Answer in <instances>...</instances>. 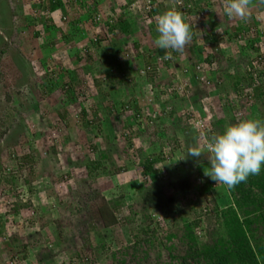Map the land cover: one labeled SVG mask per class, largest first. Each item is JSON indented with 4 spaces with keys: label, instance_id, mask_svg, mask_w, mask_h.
Wrapping results in <instances>:
<instances>
[{
    "label": "rangeland",
    "instance_id": "1",
    "mask_svg": "<svg viewBox=\"0 0 264 264\" xmlns=\"http://www.w3.org/2000/svg\"><path fill=\"white\" fill-rule=\"evenodd\" d=\"M94 1L100 3L102 0ZM110 1L114 4L113 22L120 15L127 20L129 29L123 37L109 33L106 29V21H102L100 26L89 29L87 33L86 45L90 50L85 52L83 49L85 46L82 44L83 46L80 45L76 51H70L68 55H61L58 51H54L49 57L62 68L74 70L75 74L79 75V83L74 85V96L69 97L65 94L57 95V91L48 95L40 87L41 77L54 61L49 65L46 59L41 60L42 54L35 34V30L39 29L40 20L47 23L52 19L54 24L60 28L64 27V30H68L66 26L68 27L69 24H64L65 22L60 18L58 12L48 15L46 11L41 10L36 13L34 10L39 9V6H35L37 3L35 0H0V264H48L47 260L51 261V264H76L75 262L84 256L89 257L93 264L111 263L109 256L111 252L131 244L125 237V233L128 234V232L123 229V225L116 227L112 233L111 250L104 252L99 250L100 238L93 229L96 222V218L92 214V211L95 210V203L88 197L92 194H99L105 200H118L117 198L122 196L124 204L119 211L123 216L127 215L128 206L133 205L135 200L137 201L135 206L141 210L144 204L143 198L146 195L145 189L150 187V183L148 184V181L141 177V170L133 167L131 162L135 165L138 164L135 152L138 148L147 152L150 140L147 136H136L137 132L142 130L141 124L144 122V120L141 122L137 120L132 128V147L128 148L126 138L122 134L124 129L122 125L125 118L133 114L134 110H127L120 117L122 123L118 124L119 127L116 126L117 129L113 134L115 139L111 144L116 146L119 151L128 148V153L133 156H131L132 161L128 160L129 170L113 176L105 175L106 173L102 172L89 174L80 163L86 158L91 161L97 160L96 153L91 149L92 145L101 144L103 149L106 147L102 143L104 134L100 128L106 131L109 124L114 123L113 113L108 114L109 110L112 106L119 110L122 102H131L134 97L137 106L143 109L142 115L145 114L147 107L148 113L151 114L157 110L159 105H163L166 108L164 111L168 112L164 118L169 121L168 114L171 104L178 114L195 113L197 101L199 105L203 104L201 99L206 95H204L205 91H202L203 88L200 84L197 85V88L183 93L184 95L181 94L184 85L187 86L191 82V79L189 80L191 75L190 60L188 59L192 55L193 61L198 62L213 50L203 42V37L198 34L200 29L198 23L201 21L200 13L192 9V12L188 13L192 17L187 19L188 14L184 13L186 10L182 7L185 1H190L194 7L199 6L200 3L196 0L158 1L161 3L164 13L168 10H177L184 15L189 23L194 21L197 33L195 44L188 46L183 53L177 55V66L172 65L170 68H164L161 66L160 60L156 61L154 57L146 58L148 53L158 49L155 44L158 33L150 35L152 31L147 25V32H142L141 25L143 24L141 22L147 17L143 3L129 4L122 9L121 6L125 5V0ZM222 1L215 2L217 7H214H216L217 13L224 12L223 8L219 6ZM92 2L93 0H87L85 9L91 10ZM101 6L102 4L98 5L96 10L102 11ZM210 7L205 11H210ZM258 15L251 16L250 14V19L246 22L237 18L230 20L231 25H242L256 30L255 34L262 33L260 41L264 45V30L262 29L264 21L258 20L256 18ZM158 18H147L146 24L155 23L156 25L153 26L157 29ZM261 22L262 25H260ZM209 28L211 32L216 29V27ZM257 28H260L261 31ZM216 34H220V32ZM255 34L252 38H258ZM96 35L101 38L98 47L92 46L90 43ZM152 35L153 37H151ZM134 44L138 45L137 49L133 48ZM194 45L195 48L202 49L201 57H198L199 54L193 53ZM120 46H122V51L117 55L109 53L111 48ZM223 46H225L223 49L228 50L229 57L221 58L222 62L220 61L219 67L213 65L215 73L208 74L210 78L214 76L213 80L218 88L219 94L217 95L220 99L213 100L211 97L209 99L211 101L208 100V102L210 105L216 102L220 103V105H214L215 109H211V117L213 121L225 118V131L228 126L236 124L232 119L239 110V102L241 103L237 99V105L235 104V107L231 109L230 106L233 104L226 103V97L234 102L235 95L242 94L240 95L243 101L241 107L246 109L245 113L243 110L241 111L245 115V120L252 119L251 114L254 115V118H260V115L254 113L255 110H250L251 98L248 99L246 95L253 97V90L257 86L264 89V74L260 72L262 69L251 65L252 71H248L249 63L253 62L252 59L257 56L258 52L245 49L241 53L239 47H242V44H239L238 41L229 44L226 40ZM171 50L166 51L170 52ZM76 56L81 60L71 63V60ZM243 61L244 63H242ZM147 62L153 63V66L156 67L155 73L141 79L138 72L146 66ZM82 65H87L90 71L87 73L81 68ZM112 69L113 71L115 69L124 71V74L129 78L137 77L135 81L140 86L135 90L131 86L121 87L113 94L111 92L110 96L105 99H100L93 81L94 79L103 80L105 72ZM153 74L155 75L152 77ZM231 76L236 78L231 79ZM64 81L67 82V78ZM168 82H171L172 87L176 90L175 97L172 94L171 97L168 96L169 91L165 88V84ZM235 82L239 84L236 90L232 89ZM130 83L127 81V84ZM156 84L159 85L155 89L153 85ZM102 88L104 89V86ZM160 91L166 92V96ZM225 91L229 92L225 93ZM210 92L212 93L213 90L211 89ZM171 99L175 102L169 103L172 102L168 101ZM222 101L225 102V107L221 104ZM82 102L86 109L85 117L80 114V103ZM206 104L207 102H205ZM62 114L65 115V121L61 118ZM92 119L95 124L88 127L90 125L88 122ZM182 120L189 122L184 118ZM212 120L210 123L213 122ZM207 123L200 124L198 128L205 125L203 130H206ZM211 130L207 129L208 132L204 131L205 133H203L207 140L212 136ZM215 134H218V131ZM26 157L29 158V161L25 160ZM115 161L119 165L122 160L116 159ZM159 167L163 168L165 173L163 179L165 194L170 193L168 189L171 183L177 184L176 182L185 179L186 168L190 175H197L195 166L189 164L184 152L170 158L169 162ZM107 168L109 171L115 170L111 165ZM156 168L158 167L156 166ZM11 177H13V183H6V180ZM135 180H139L138 183L131 186V182ZM146 180L148 179L146 178ZM139 185H143V189H139ZM192 195L188 194L187 196L188 201H191L185 209L188 216L193 215L194 211H200L205 206V203L197 204L195 202L197 199ZM18 203L19 208L15 213L13 210L17 209ZM86 205H90L93 210ZM150 212L155 216V219H152V229L158 234L169 230L170 226L166 223L162 210L159 208L152 210L149 207L148 214ZM213 221V219L209 221V224ZM207 225L208 223L204 224V227ZM197 235L201 236V232H198ZM86 238L89 240L87 245ZM12 240L19 242L13 246ZM23 248L27 250L25 260L22 259L23 253L25 254L21 251ZM39 254H44L45 260H38L36 256ZM150 255V260H155V254L151 253ZM83 264H87V262Z\"/></svg>",
    "mask_w": 264,
    "mask_h": 264
},
{
    "label": "trees",
    "instance_id": "2",
    "mask_svg": "<svg viewBox=\"0 0 264 264\" xmlns=\"http://www.w3.org/2000/svg\"><path fill=\"white\" fill-rule=\"evenodd\" d=\"M35 1L37 2L35 6H39V9L34 10L36 13L41 10L46 11L48 15L58 12L60 13V18L65 22L64 24H69L68 27L66 26L68 30H64V27L62 28L61 26L60 28L54 24L53 21H51L52 19L47 23L44 20H40L41 22L38 24L39 29L35 30V34L37 35L36 38L39 43V50L42 54L41 60L44 61L46 59L49 65L54 61L52 58H49L54 51H58L61 55H68L70 51H76L82 44L85 46L83 47L85 52L90 50L86 45L87 33L89 29L100 26L102 21H106L107 31L109 33H114L118 37H123L129 29L128 23L126 22L127 20L121 15L113 22L114 4L110 0H102L100 3H96L93 0V8L91 10L85 9V2H87V0ZM125 1V5L121 6L122 9L126 8L129 4L133 5L134 2V0ZM150 1L152 7L150 12L147 13V17L141 22L143 24L141 25V30L146 33V25L150 26L149 30L152 31L150 33L151 35L152 33H158L157 29L154 28L155 26H153L156 24H146L148 21L146 19L159 17L164 11L162 10L161 3L158 2L159 0ZM202 2L204 1L202 0L201 3L199 2V6L196 5L194 7L193 3L185 1L182 7L186 10V14L191 13L192 9L200 13L201 21L198 23L200 26L198 34L203 37V42L207 43L210 49L213 50L210 54L205 55L202 60L199 59L198 62L193 61L192 55L188 59L190 60V73H192L189 78L191 82L187 86L184 85L181 94L189 92L193 88H197L198 84L202 86V91H205L204 95L206 96L210 94L211 89L213 90L212 94H219L215 80H213L214 76L210 78L208 74L212 75L215 73L213 65L219 67L220 61L222 62L221 58L229 57L228 50H225L226 48L223 49L226 40L229 44L237 41L239 44H242V47H239L241 53L245 49L247 51L258 52L257 56L252 59L253 61L256 60L258 56L264 59V45L260 41L262 33L255 34L256 30L242 25H231L230 17L225 15L224 12H216V1L212 3L208 1V3L206 2L205 4ZM100 4H102L101 7L103 10L97 11L96 9ZM209 6H211L210 11H205L209 10ZM22 8L21 12L23 11ZM24 12H26L25 9ZM262 12H264V5H259L258 0H254V6L250 10L251 16H254V14L260 15ZM190 17H192V15L188 14L186 18L189 19ZM187 19L186 22H188ZM190 24L193 27L192 31L194 33L191 44L193 45L195 44L194 40L197 39V33L194 28V21H191ZM260 25H262V22ZM209 27H212V29L216 27V29H213L211 32ZM207 29L210 32H208ZM262 29L264 30V28ZM218 32H220V34H216ZM253 34L258 38H252ZM151 37H153V35ZM100 42L101 38H98L96 35L94 40L90 43L92 46L98 47ZM217 47L219 48L217 49ZM133 48L137 49L138 45L134 44ZM121 51L122 46L111 48L109 53H111V55H117ZM192 51L193 53L199 54L198 57H201L200 54L202 49L195 48L194 45ZM166 52V50H160L158 48L148 53L146 58L154 57V60H160V64L164 68H170L172 65L176 67L178 64L177 55L180 52L174 50L168 52L171 55V59L165 57ZM79 60L81 59L76 56L71 60V63H75ZM242 63H244V61ZM202 64H207L210 68V71H204L201 74L209 81L210 84L208 86L201 84L196 79L199 75L196 67ZM27 65L29 64L27 63ZM154 65H157V63H154ZM250 65L252 66V62L249 63V68ZM81 68L87 73L90 71L87 65H82ZM155 68L153 63L147 62L146 66L141 68V71L138 72L141 79L146 78V76L148 77V75L153 72L155 73ZM143 71H145L144 75H142ZM154 75L155 74H153L152 77ZM233 77L235 76H231V79H233ZM41 78L42 83L40 87H42L48 95L57 91V95L61 96L65 94L66 96L73 97L74 85L79 83V75H76L74 70L66 67L62 68L55 61L50 67L48 66ZM66 78L67 82L64 81ZM141 79L139 78L138 80L140 81ZM135 80H137V77L134 79L129 78L124 74V71L121 72L120 69H115L113 71L112 69L105 72L103 80L94 79L93 84L97 89L99 98L105 99L110 96L111 92L113 94V92L121 87L125 88L131 86V88L135 90L136 87L138 88L140 86ZM127 81L131 83L127 84ZM158 85L159 84L153 85V87L156 89ZM165 85L166 90L168 89L169 91L168 96L170 95L171 97L172 94V96L174 95L175 97L176 90L173 89V84L168 82ZM238 85L239 84L235 82L232 89L236 90L239 87ZM103 86L104 89L102 88ZM160 92L166 96V92ZM252 94L253 97L246 95L248 99L251 98L250 101L252 103L250 110H255L254 113L258 116L260 115L259 120L264 121V89L257 86L254 88ZM172 99L168 100L172 101L169 103L175 102L173 101L174 99ZM239 101H241V105H243V101L241 99ZM131 102H122L119 107L120 112L114 106L111 107L108 114L111 115V113H113L112 117L114 123L112 124L110 122L111 124H109L106 131H103L99 124H97L100 131L104 134L102 143L106 147L103 149L101 144L92 145L91 149L96 153L97 160L91 161L86 158L85 161L83 160L80 163L89 174L102 172L106 173L105 175L113 176L128 171L130 167L127 165L129 164L128 160L132 161V154L130 156L127 151L129 147H132V128L135 126L137 120H144V123L141 124L142 130L137 132L136 136H147L150 140L149 149L145 152L142 148H138L135 152L138 164L135 165L131 162L133 167L141 170V177H143L145 181H148V184L150 183V187L145 189L146 195L145 198H143L144 204L141 210H138L135 206L137 203L135 200L133 205L128 206L127 215L123 216L122 212L119 211L124 204L122 196L117 198L118 200H105V198L99 194H92L88 198L95 203V210H93L90 205H86L88 208L91 207L93 210V217L95 216L96 218L93 229L97 235H99V250L102 252L111 250L112 233L116 227L123 225V229L128 232V234L125 233V237L131 244L111 252L109 254L111 263L109 264H264V166H262L258 175L249 176L245 182L236 185L232 189H228L226 185H217V182L205 175V170H210V161L206 158L209 155L207 151L205 150V153L200 157H193L188 154L191 147L197 146L196 142L202 135L197 129L191 130V127H193L192 121L197 119L195 113L178 114L171 104V109L168 114L170 120L166 121L164 117H166L165 114L168 112L164 111L166 108L163 105H159L157 110L151 114L148 113L149 109L147 107L144 112L145 114L142 115L143 109L137 106L134 97ZM205 102H207L206 105ZM233 107H235V104L230 106L231 109ZM215 108L216 107L213 108L209 104L207 99L204 100L201 105H199L197 101L196 113L200 115L199 118L204 123L211 122L213 118H209V115L212 116L211 111ZM129 109L134 110V113L126 117L122 125L124 128L122 134L126 138L128 148L119 151L111 142L115 139L113 138V134L117 129L116 126L122 123L120 117ZM206 110L208 112H206ZM80 114L82 117L87 115L83 102L80 103ZM61 118L64 120L65 115L62 114ZM182 118L189 122L182 120ZM232 120L236 123L234 118ZM88 123L90 125H88ZM88 123H86L88 127L92 126L94 123L93 119ZM224 125L225 118L214 120L211 123L212 130L210 134L213 135L217 131L218 134H222L224 132ZM182 151L189 164L195 166L197 175H190L188 168H186L187 175L185 179L176 182L177 184H174V182L171 183L168 189L170 193L165 194L163 189L165 173L164 169L159 166L169 162L170 158L177 156L179 153H183ZM114 156H116L115 159ZM116 159L122 160L119 165L115 161ZM25 160L29 161V158L26 157ZM126 160L128 162H125ZM110 165L113 166L115 170L112 169L109 171L107 167ZM156 166L158 168H156ZM146 178L148 180H146ZM138 181L139 180H135L131 182V186H135ZM6 183H13V177L8 178ZM142 186L143 185H139V189H143ZM188 194H193V198L195 197L197 199L195 201L197 204L205 203L204 208H201L200 211H194L193 215L190 216H188L185 211L191 203V201L187 199ZM149 207L152 210H157L158 208L162 210V215L166 223L170 226L169 230L162 234H158L151 228L152 219H155V216L152 212L148 214ZM18 208L19 203L17 204V209L13 211L16 213ZM212 219L214 220L213 223L209 224V221ZM206 223H208V225L204 227ZM198 232H201V236L197 235ZM13 240L12 245L15 246L14 244H17L19 241L17 240V242H15ZM85 242L86 245L89 244L87 238ZM24 249L25 248L21 250L25 252L22 256L23 260L27 257V250ZM151 253L155 254V260H150ZM76 256L78 255L76 254ZM36 257L40 261L45 260L44 254H39ZM47 262L51 264V261L47 260ZM84 262L93 264L91 259L85 256L78 259L75 263L83 264Z\"/></svg>",
    "mask_w": 264,
    "mask_h": 264
},
{
    "label": "clouds",
    "instance_id": "3",
    "mask_svg": "<svg viewBox=\"0 0 264 264\" xmlns=\"http://www.w3.org/2000/svg\"><path fill=\"white\" fill-rule=\"evenodd\" d=\"M208 1L213 2V0ZM258 4L264 5V0H258ZM253 6L254 0H223L224 14L245 22L250 19V10ZM256 18L264 21V14ZM157 32L158 37L155 39V44L158 48L172 49L180 53L192 44L194 35L192 25L186 22L184 15L177 10H168L159 16ZM165 57L171 59L168 52ZM206 99L208 100L209 97L201 99V102ZM230 102L236 104L238 101L235 99L234 102ZM216 104L220 105L217 102L214 105ZM238 105L241 107L240 104ZM240 107L238 111L242 112L243 117L237 121L233 116L236 124L228 126L222 134H213L208 140L205 136L206 142L202 145H200L201 138L199 137L197 146L191 147L188 151L189 155L200 157L206 150L209 154L207 157L210 161V170H205V175L217 182V185H226L228 189L245 182L251 175H258L264 166V121L245 120ZM195 115L200 116L196 112ZM192 126H190L191 129H197L193 124ZM207 129H211L210 122L207 123ZM206 130L205 132H208Z\"/></svg>",
    "mask_w": 264,
    "mask_h": 264
},
{
    "label": "built area",
    "instance_id": "4",
    "mask_svg": "<svg viewBox=\"0 0 264 264\" xmlns=\"http://www.w3.org/2000/svg\"><path fill=\"white\" fill-rule=\"evenodd\" d=\"M213 1H215V0H213ZM139 2H142L143 3V8H144V11L146 12V13H149L150 12V10H151V1L150 0H134V2H133V4L135 5V4H138ZM219 6L221 7V8H223V1L221 2V4H219ZM252 66H254V67H257V68H259V69H262V70H260V72H262L263 74H264V59L262 58V57H258V58H256V60H254L253 62H252ZM196 70L198 71V76L196 77V79L201 83V84H203V85H206V86H208L210 83H209V81L207 80V79H205V77L203 76V75H201L204 71H209L210 70V68H209V66L207 65V64H202V65H199V66H197L196 67ZM251 69L249 68L248 69V71H250ZM252 71V70H251ZM144 73H145V71H143ZM142 72V73H143ZM174 89V88H173ZM235 99L237 100H240V99H242V97L241 96H236L235 97ZM234 117H235V119L237 120V121H239L242 117H243V115H242V112H240V111H238L235 115H234ZM192 123H193V125L198 129V131H200V134H202L201 136H200V138H201V141H200V145H202V144H204L206 141H205V135L203 134V133H205L204 131L205 130H203V127L205 126V125H203L201 128H198L199 127V125L200 124H205L203 121H201L200 120V118H199V116H197V119H195V120H193L192 121Z\"/></svg>",
    "mask_w": 264,
    "mask_h": 264
},
{
    "label": "crops",
    "instance_id": "5",
    "mask_svg": "<svg viewBox=\"0 0 264 264\" xmlns=\"http://www.w3.org/2000/svg\"><path fill=\"white\" fill-rule=\"evenodd\" d=\"M203 1H204V2H202L203 4H205V3L207 2V0H203ZM197 2H200V3H201L200 0H197ZM191 74H192V73H191ZM228 92H229V91H225V93H228ZM208 96H209V99H210L211 97H212L213 100H214V99H220V97H219L218 95H214V94H212L211 92H210V94H209ZM209 99H208V100H209ZM213 100H212V102H213ZM209 101H211V100H209ZM225 102H226V103H231V102H230V99L227 98V97H226ZM225 102L222 101L221 104L224 105ZM209 103H210V102H209ZM212 104H213V105H211V106L213 107V106H214V103H212ZM231 104H232V103H231ZM240 105H241V103H240ZM241 109H242V110L244 111V113H245V109H246V108L244 109V107H241ZM244 116H245V115H244ZM251 118H252V119H255L256 117L254 118V115L252 116V114H251ZM256 119H259V118H256ZM225 120H226V119H225Z\"/></svg>",
    "mask_w": 264,
    "mask_h": 264
}]
</instances>
